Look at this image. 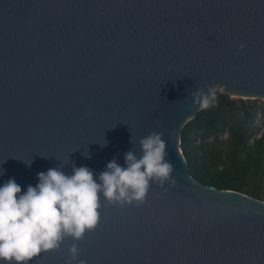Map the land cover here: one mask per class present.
I'll return each mask as SVG.
<instances>
[{
  "label": "water",
  "instance_id": "1",
  "mask_svg": "<svg viewBox=\"0 0 264 264\" xmlns=\"http://www.w3.org/2000/svg\"><path fill=\"white\" fill-rule=\"evenodd\" d=\"M216 88L264 100V0H0V185L15 178L23 192L69 156L96 174L113 158L124 166L162 133L171 179L141 204L102 201L78 259L264 264V201L200 184L180 149L203 108L192 94ZM72 244L30 264H68Z\"/></svg>",
  "mask_w": 264,
  "mask_h": 264
},
{
  "label": "clouds",
  "instance_id": "2",
  "mask_svg": "<svg viewBox=\"0 0 264 264\" xmlns=\"http://www.w3.org/2000/svg\"><path fill=\"white\" fill-rule=\"evenodd\" d=\"M192 98L200 107L210 105L202 90L193 93ZM162 137V133L153 132L140 138L139 156L132 148L124 155V166L113 158L99 174L87 166H75L69 156L67 164L60 161L58 167L38 173V183L28 185L23 192L15 178L0 185V264H30L42 252L58 249L66 237L73 240L68 264H87L78 259V241L98 225L101 202L141 204L152 182L163 184L171 179L174 167L166 159ZM106 146L107 140L101 147ZM82 155L91 158L87 151ZM23 162L31 167L33 160ZM68 165L71 174L63 170ZM4 174L0 167V176Z\"/></svg>",
  "mask_w": 264,
  "mask_h": 264
},
{
  "label": "trees",
  "instance_id": "3",
  "mask_svg": "<svg viewBox=\"0 0 264 264\" xmlns=\"http://www.w3.org/2000/svg\"><path fill=\"white\" fill-rule=\"evenodd\" d=\"M261 117L264 101L214 92L180 134L189 175L202 185L264 201V133H255Z\"/></svg>",
  "mask_w": 264,
  "mask_h": 264
},
{
  "label": "rangeland",
  "instance_id": "4",
  "mask_svg": "<svg viewBox=\"0 0 264 264\" xmlns=\"http://www.w3.org/2000/svg\"><path fill=\"white\" fill-rule=\"evenodd\" d=\"M221 92V89L219 88H216L213 90V93L214 92ZM245 99V98H244ZM260 101H264V100H261V99H258ZM255 133L257 134V136H259L260 134L264 133V117H261L260 120H259V124L258 126L256 127L255 129ZM220 138H223L225 139L226 138V135H221Z\"/></svg>",
  "mask_w": 264,
  "mask_h": 264
}]
</instances>
